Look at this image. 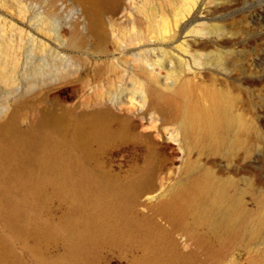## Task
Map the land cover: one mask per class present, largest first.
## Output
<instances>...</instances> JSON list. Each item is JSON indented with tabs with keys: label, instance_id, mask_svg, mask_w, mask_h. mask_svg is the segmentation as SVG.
Segmentation results:
<instances>
[{
	"label": "rangeland",
	"instance_id": "1",
	"mask_svg": "<svg viewBox=\"0 0 264 264\" xmlns=\"http://www.w3.org/2000/svg\"><path fill=\"white\" fill-rule=\"evenodd\" d=\"M1 66L8 128L45 115L69 132L100 109L118 135L72 142L63 169L36 151L0 154V264H264V0H0ZM170 67L230 90L249 123L242 145L192 146L149 107L137 77L164 88ZM201 168L242 190L247 226L224 236L160 208Z\"/></svg>",
	"mask_w": 264,
	"mask_h": 264
},
{
	"label": "bare ground",
	"instance_id": "2",
	"mask_svg": "<svg viewBox=\"0 0 264 264\" xmlns=\"http://www.w3.org/2000/svg\"><path fill=\"white\" fill-rule=\"evenodd\" d=\"M102 10L98 5L87 9L91 13L88 12L92 32H97L102 26ZM149 18H154V15L150 13ZM220 52L217 58L224 62L226 52ZM5 60L2 65L6 64ZM147 67L153 68V64L149 63ZM0 77L5 82H13L10 69L0 68ZM165 77L171 80L165 83L164 88L137 77L138 88L149 107L158 109L164 122L173 123L174 130L180 131L188 144L202 150L226 152L243 144L240 132L249 123L244 118L245 114L235 110L230 90L201 85L182 75L175 67H170ZM113 116L111 110L83 113L69 132L65 121L62 120L61 124L59 118L45 115L41 116L37 126L32 124L13 129L8 128V119L0 120V154L17 150L36 151L43 155L45 166L63 169L69 160L68 148L72 142L84 143L92 138L105 140L118 135L111 125ZM55 130H58L57 135ZM233 185V179L220 178L211 168H201L161 198L159 206L169 214L180 215L190 211L196 221L208 223L213 230L228 236L247 226L249 219L243 192L233 190ZM81 239L80 235L75 236L73 244L77 245Z\"/></svg>",
	"mask_w": 264,
	"mask_h": 264
}]
</instances>
